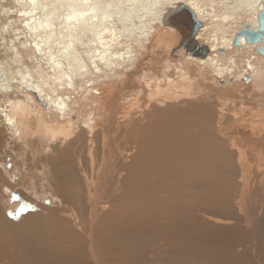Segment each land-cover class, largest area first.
Segmentation results:
<instances>
[{
    "label": "bare ground",
    "instance_id": "bare-ground-1",
    "mask_svg": "<svg viewBox=\"0 0 264 264\" xmlns=\"http://www.w3.org/2000/svg\"><path fill=\"white\" fill-rule=\"evenodd\" d=\"M178 3L200 22L188 46L180 45L181 29L160 25L166 9ZM260 4V0H0V154L4 162L9 152L16 161L21 152L26 158V165L21 159L15 162V174L2 185L12 195L24 197L31 177L36 194L45 187L58 198L60 192L52 181L63 173L64 156L75 148L85 149L90 170L96 165L95 182L86 170H80L91 195L88 258L93 264H109L92 254L93 228L128 177L123 176L128 158L136 149L139 133L147 128L141 120L162 118L169 121L168 126L178 119L197 121L198 99L210 90L202 84H213L223 93L236 89L242 98L223 97L233 103L242 104L255 96L264 99V56L243 40L240 47L232 46L235 32L245 23L256 28ZM160 60L159 74L155 64ZM128 80L133 86L126 94L121 87ZM121 92L124 105L117 101ZM100 107L105 112L102 117ZM232 112L220 110L218 123L229 116L236 124L230 128L245 129L243 122H235L240 121L234 116L236 111ZM248 133L251 154L241 149L236 153L245 177L238 206L254 240L264 211V146L257 145L264 142V128L253 131L248 127ZM181 146L197 148V141L183 140ZM190 152L178 153L179 160H197V151ZM109 178H115L110 186L104 181ZM17 179L20 182L14 187ZM41 194L31 198L36 200ZM13 224L0 211V250L6 245L10 251L18 244L23 251L38 254L27 237L28 242L19 237L22 230L12 232L16 230ZM49 230L57 237L61 234ZM255 259L262 264L260 253ZM0 261L8 264L6 257L0 256ZM22 261L17 263L26 262Z\"/></svg>",
    "mask_w": 264,
    "mask_h": 264
},
{
    "label": "rangeland",
    "instance_id": "rangeland-1",
    "mask_svg": "<svg viewBox=\"0 0 264 264\" xmlns=\"http://www.w3.org/2000/svg\"><path fill=\"white\" fill-rule=\"evenodd\" d=\"M161 63L162 60L155 64L159 74ZM192 74L195 75L196 71L193 70ZM202 85L210 86V90L201 97L202 100L205 98L203 102L198 99L197 121L178 119L174 120L176 124L168 126L169 121L162 118L141 120L142 126L147 128L139 133L136 149L128 158L123 175L128 177L123 178L122 189L104 206L105 212L93 228L92 254L96 258L109 264H257L255 256L260 253L264 264V255L261 254L264 251V211H261L252 240L248 229L250 224L246 223L238 206L245 177L236 154L239 149L251 154L248 127L253 131L264 128V99L255 96L249 100L246 98L242 104L233 103L223 97L242 98V94H235L236 89L227 88L228 91L223 93L213 84ZM131 86L133 83L128 80L121 89L129 94ZM121 94L123 92L117 101L124 105ZM100 109L102 117L105 112L102 107ZM220 110L226 114L236 111L234 116L240 121L235 122H243L246 128H230L236 124L229 116L219 124ZM191 139L197 141V148L181 146L183 140ZM9 145L7 142L4 149L7 150ZM257 145L264 146V142H257ZM188 151L191 154L197 151V160H179V154ZM25 159L24 152L17 161L9 152L4 162L0 154V175H3L0 178V211L16 226L12 232L22 230L25 239L22 231L19 237L24 242L33 243L34 248L30 242L27 244L39 255L23 251L14 244L10 251L5 245L0 256L6 257L8 264H19L17 261L23 259L24 264H93L88 258L91 195L86 192V182L80 170H86L88 178L95 182L96 165L93 164L91 171L85 149L75 148L74 152L64 156L62 175L52 181L58 187L59 197H52L45 187H40V194L44 193L33 200L31 196L40 194L34 192L36 186L31 177L28 179L30 188L25 184L23 189L26 191L24 197L20 193L12 195L2 185L3 182L8 184L7 177L15 174V162L20 160L26 165ZM249 163L252 164L250 159ZM114 179L104 181L110 186ZM19 182L17 179L14 187ZM58 183L64 190L60 191ZM190 187L195 190H189ZM48 230L59 231L62 238ZM52 237L57 240L53 241ZM11 240L14 242V238L9 237L8 241ZM34 242H38V246ZM61 248L68 253H63Z\"/></svg>",
    "mask_w": 264,
    "mask_h": 264
},
{
    "label": "water",
    "instance_id": "water-1",
    "mask_svg": "<svg viewBox=\"0 0 264 264\" xmlns=\"http://www.w3.org/2000/svg\"><path fill=\"white\" fill-rule=\"evenodd\" d=\"M260 3L261 6L255 14L256 28H252L249 23H245L235 32L232 46L240 47V40H243L245 46H255V51L264 56V0H260ZM160 25L170 29H181L184 32V37L180 41V45L188 46L190 43L193 44V37L200 26V22L187 6L178 3L174 8L166 9L161 17ZM204 51H207V49L205 48Z\"/></svg>",
    "mask_w": 264,
    "mask_h": 264
}]
</instances>
